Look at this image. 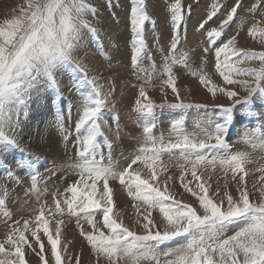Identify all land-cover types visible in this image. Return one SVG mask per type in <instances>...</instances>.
<instances>
[{"label":"snow or ice","instance_id":"obj_1","mask_svg":"<svg viewBox=\"0 0 264 264\" xmlns=\"http://www.w3.org/2000/svg\"><path fill=\"white\" fill-rule=\"evenodd\" d=\"M261 6L264 0L248 11L256 12ZM146 7L145 0H131L132 66L148 75L145 81L148 83L151 73L140 66L146 53L143 30L150 20ZM224 7L214 0L198 30L205 29ZM242 8V0H235L218 27L207 31L211 46L222 39ZM169 12L173 35L163 57L161 74L167 77L162 83L175 94L176 102L165 101L159 107L206 108L204 104L186 103L177 89L173 66L190 67L188 53L178 51V30L184 20L181 0L170 4ZM96 14L97 9L88 0H23L18 14L0 23V153H21L15 161V172L0 161L9 181L19 185L16 172L31 170L30 191L39 199L40 157L21 148L17 138L20 117L27 116L33 93L51 89L59 97L57 77L68 73L81 101L72 141L74 156L63 166L65 175L73 176L72 182L62 192L52 193L51 206L41 204L34 216L27 219L13 218L5 199L0 198V212L7 228L0 239V264H30L29 254L36 255L39 264H65V260L71 264L73 258L65 255L67 246L61 243L65 217L75 218L95 264H264V163L249 168L254 163L251 153L233 152L226 140L237 105L244 109L242 114L247 119L254 117L255 101L264 106V50L237 48L235 36L215 48V71L224 85L243 86L246 95L241 98H237L236 90L214 86L202 68L199 73L192 71L213 96L219 92L232 101L227 106L214 105L220 109L219 119L197 126L194 133L186 132L181 116L171 124L174 138L155 136L156 105L141 87L135 101L141 138L131 153H121L126 165L121 166L120 160L113 159L112 143L102 130L106 99L99 81L89 76L87 64L77 55L85 38L98 37L88 18ZM261 25L264 12L248 34L264 41ZM148 59L151 60L150 55ZM149 67L152 73L156 72L155 64ZM57 125L67 144L71 133L66 132L59 113ZM241 142L253 152L261 153L259 159L264 160V124L246 129ZM104 148L108 149L107 155ZM164 157L176 162L178 175L171 173ZM218 167L223 172L226 189L219 200L215 198L220 195L219 188L210 192L211 177L203 179L205 171ZM246 177L254 180L251 192ZM177 180L184 192L195 198L194 203H186L170 191ZM113 182H118L131 198L135 228L125 223L115 200ZM231 183L236 185L235 195L227 190ZM254 193L259 195L253 198ZM3 194L8 195L6 188ZM74 260L75 264H81L79 255Z\"/></svg>","mask_w":264,"mask_h":264},{"label":"rangeland","instance_id":"obj_2","mask_svg":"<svg viewBox=\"0 0 264 264\" xmlns=\"http://www.w3.org/2000/svg\"><path fill=\"white\" fill-rule=\"evenodd\" d=\"M88 2L97 9L96 16L93 18L90 15L88 18L92 20V25L96 28L98 37L96 40L85 38L84 42L80 46L81 51L78 52V57L81 58L85 64H87L89 68V76L96 77L98 79L101 94L106 99V107L103 109L104 123L102 124V130L104 131V134L108 137V139H110L111 143L116 142L114 145H112V147L115 148L120 145L119 138L123 137L120 139L127 140L130 138V141H128L134 148L136 146L137 140L141 138V121L139 119V114L136 110L135 104V101L138 98L139 89L141 87H144L148 97L152 100L154 105H156L153 110V118L155 120L153 134L159 137L160 135L162 136V134L165 132V136H163L165 140L174 138L173 134L171 133V124L174 120L179 119L181 116L184 117V128L186 132L194 133L198 130L197 126H204L207 125L210 120L219 119L220 109L218 107H214V105L227 106L232 103V101H229L226 96L222 95L219 92H217L216 96H213L208 91V89L199 82V76H193L191 74L192 71H197L199 73L200 69L202 68L203 72L207 74L214 86L228 87L231 90L238 91L239 95L237 98H241L246 95L245 91L243 90V86H227L223 84L222 78L215 71V48L219 47L229 38L235 36L237 48L251 49L254 51L264 50V41H262L259 37L254 38L248 34V29L251 28L254 23L261 19V13L264 12V6H261L256 12H249L248 9L251 8L253 4H260V0H242L243 8L239 10V15L236 17L235 22L232 23L228 30L224 33L222 39H218L215 46H211L209 44L207 31L211 28L218 27L220 20L224 18L228 9L234 5L235 0H219V3L225 6L223 11H221L213 21L209 22L203 30H198V25L206 19V12L208 11L209 5L213 3L214 0H181V3L183 5L184 20L178 30V35L180 37L178 51L188 53L190 67H181L180 65H175L173 66V74L174 77H177V79L175 77L177 81L176 86L178 91L180 92L181 99H183L186 103L207 105L206 108H191L188 110L170 109L166 106L159 107L160 105L164 104L165 101H167V103L169 104L176 102L175 94H173L171 92V89L167 88L166 85L162 83V81L167 77L161 74L163 57L168 53V48L172 42L173 35L169 5L174 3L175 0H145V4L147 6L146 10L150 16V20L146 22L143 30L146 53L144 59L140 61V66L143 69H148V73L151 71L150 73L152 78L148 83L145 82L148 79V75L144 72L134 71L132 66L133 49L131 44L132 32L130 24L131 0H88ZM22 4L23 0H0V23H2L5 19L11 18L12 16L18 14V9ZM261 27H264V25H261ZM117 45L119 46L117 47ZM205 48H208L209 51L205 52ZM123 51H125V54H122ZM149 55L151 56V60L148 59ZM107 57H109L110 59ZM102 58L105 60H103ZM150 64L156 65L157 73H152V70L149 67ZM158 73H160V75ZM57 80L60 92L59 97H57L56 93L51 89H41L40 91L33 93L32 98L29 102V108L27 109V116L21 115L20 124L17 129V138L20 140L21 148H24L28 153H31L34 156H38L41 159L39 161L40 164H38V174L41 178H39L38 184L41 181V184L46 182L44 183L45 187L44 185L42 187L40 186V184L38 185V188L42 193H40L41 195H39L41 198L37 200V196H34L33 198V195L30 194L31 192L27 193V191H25L24 193H19L22 188H25V186H27L26 184L28 181V185L31 186L30 176L32 173H30L29 175V172L31 170H20L16 172L19 179L21 178L20 183H22L24 186L22 187V184L16 185V183L13 181H11L13 182L11 183L7 179L5 169L0 168V186H2L0 187V198H5L7 209H10L8 210L12 213V216L15 219L22 220L24 219V217L25 219L31 218L32 216H34L35 210L39 209L41 204L43 203H47L49 206H51L53 191L62 192L64 188L67 187V184H70L73 180V176L71 174L65 175L66 169L63 167L65 163L63 164L62 162L63 160H68L70 155H74V152L72 153L70 150L72 148L70 147L71 144H65V142L62 140L61 133L56 121L57 113H59L63 120V124L65 125L64 128L66 129V132L70 133L72 131L73 135L75 136V132L73 130L75 129V123L78 120L81 111V101H78L80 100L79 93L72 88L70 74H62L57 77ZM129 81L133 83L131 84L129 83ZM146 85L148 87H146ZM212 100H214V103L212 102ZM243 111L244 109H242L239 105H237L234 109L233 122L229 127L226 140L231 146V150L233 152H235L234 150L250 152L251 158L254 163L249 165L248 167L254 168L258 165V163H264V160L259 159L262 154L258 151L253 152L250 147L241 142L240 137H235L236 135L231 137V135L233 133V128L238 125V120L240 118H244L245 124L247 123L246 125L243 124L240 129H242L243 126L246 130L255 127L258 123L264 124V106H262L258 100L253 103L252 111L256 113L253 112L254 117L252 119H247L242 114ZM121 115L123 116L121 117ZM113 117H115L116 119L114 120ZM253 121H255L256 123L258 121V123L254 124ZM250 123H252L253 125H251ZM71 127L72 130L70 131ZM110 127L113 128V133H109L110 130H107ZM114 130H118V132H114ZM161 130H163L164 132L162 133ZM115 133L116 136L118 135L119 137L115 139L117 141L113 142L112 140H114L113 136H115ZM53 145L55 148L53 147ZM63 145L68 146V153L66 147ZM50 146L55 150L56 153L52 148H50ZM60 147H62V149ZM114 148L113 151L116 149ZM56 149H59V151ZM64 150H66V152ZM103 151L105 155H107V148H104ZM60 152L61 155L59 156L58 153L60 154ZM113 154L114 152L112 153V155ZM20 156L21 153L19 151L0 153V161H3L6 167L10 166L15 172L16 164L14 163L17 158H20ZM55 159L59 160L56 161ZM164 160L165 163L169 164L170 169L172 168L171 173L174 175H178L179 170L174 166L176 162L169 161L167 157H164ZM48 161L51 163H49ZM59 161L62 165L59 164ZM54 164L55 168L53 166ZM120 164L121 166H126L123 160H120ZM44 167L48 168L45 170ZM49 167L51 169H49ZM43 169L45 170L44 172ZM56 169L58 172L56 171ZM53 173H57V175L53 176ZM23 177H25L24 180ZM209 177H211L210 182L212 185L210 188V192L215 193L217 188L220 189V195L215 197L217 200H219L223 196V192L226 190L224 187L225 179L223 177V172L219 169V167L216 170H207L203 173V179L208 180ZM188 179H191V177L189 176ZM246 180L248 183L249 191L251 192L254 180L251 177H246ZM112 187L114 188L115 200L119 205V209L125 216V223L135 228L136 226L134 224V219L132 216L133 209L131 208V198L128 197L125 191L122 190L118 182H113ZM5 188L7 189L8 193L6 197L3 194V189ZM45 188L47 191H45ZM227 190L235 195L236 185L234 183H231ZM13 191H15L16 194L19 193L20 195H22V198L21 196H19L18 199L20 200L15 201L17 202L15 204L13 201H11L12 197L17 196ZM170 191H172L174 194H177L178 199H181L186 203H194L195 198L192 197L190 193L184 192V190L179 186L178 180L173 186H171ZM10 193L12 195H10ZM258 195V193H254L253 198ZM30 198H32V201ZM50 199L51 201H49ZM15 200L17 199L15 198ZM24 200H26V202ZM9 223H11V221H9ZM1 225L2 228H0V239H3V234L7 231V228L5 226L4 217L0 212V227ZM84 227L86 230H90V226L85 224ZM44 242L46 243V238H44ZM61 243L67 246V252L65 253V255L73 258L71 264H75L74 258L77 255L81 257V264H95V258L91 255L86 241H84L79 234V229L76 227L75 218H64V224L62 225ZM27 259L30 264H39V259L34 254H29ZM65 264H69V261L65 260Z\"/></svg>","mask_w":264,"mask_h":264},{"label":"bare ground","instance_id":"obj_3","mask_svg":"<svg viewBox=\"0 0 264 264\" xmlns=\"http://www.w3.org/2000/svg\"><path fill=\"white\" fill-rule=\"evenodd\" d=\"M126 17V16H125ZM153 17H155V16H153ZM122 19V18H121ZM91 20V19H90ZM97 20V19H96ZM102 20V19H101ZM92 21V20H91ZM125 22V21H124ZM93 23V22H92ZM122 25V24H121ZM117 27H118V25H117ZM123 27V26H122ZM152 28V27H151ZM122 30V29H121ZM125 30V29H124ZM108 37V36H107ZM122 37V36H121ZM161 37V36H160ZM166 37V36H165ZM111 38V37H110ZM162 38V37H161ZM167 39V38H166ZM118 40V39H117ZM165 40V39H164ZM112 41H114V40H112ZM116 42V41H115ZM114 43V42H113ZM117 44V43H116ZM120 44H121V42H120ZM89 45V44H88ZM92 45V44H91ZM100 45V44H99ZM119 45H117V47H118ZM83 47V46H82ZM93 47V46H92ZM123 47V46H122ZM88 48V47H87ZM86 48V49H87ZM113 48V47H112ZM116 48V47H115ZM120 48V47H119ZM118 48V49H119ZM96 49V48H95ZM99 49V48H98ZM110 49V48H109ZM117 49V50H118ZM94 50V49H93ZM106 50H107V48H106ZM111 50H113V49H111ZM122 50V49H121ZM124 50V49H123ZM86 51V50H85ZM84 51V52H85ZM95 51V50H94ZM127 51V50H126ZM83 52V51H82ZM101 52V51H100ZM86 53V52H85ZM107 53H108V51H107ZM131 53V52H130ZM93 54V53H92ZM122 54H125V51H123L122 52ZM78 55V54H77ZM109 55H111V54H109ZM193 55V54H192ZM79 56V55H78ZM107 58H109V57H107ZM103 59V58H102ZM110 59V58H109ZM108 59V60H109ZM103 60H105V59H103ZM107 60V59H106ZM117 60V59H116ZM115 60V61H116ZM123 60V59H122ZM211 60V59H210ZM99 62V61H98ZM195 62V61H194ZM87 63V62H86ZM94 63V62H93ZM115 63H117V62H115ZM119 63V62H118ZM98 64V63H97ZM97 64H95V65H97ZM111 64H112V62H111ZM121 64V63H120ZM94 65V64H93ZM93 65H91V66H93ZM198 65V64H197ZM108 66H110V65H108ZM193 66H195V65H193ZM115 67V66H114ZM182 67V66H181ZM109 68V67H108ZM116 68V67H115ZM176 68H180V67H176ZM121 69V68H120ZM120 69H119V71H120ZM132 69V68H131ZM148 70V69H147ZM187 70V69H186ZM135 71V70H134ZM131 72H133V71H131ZM151 72V71H150ZM149 72V73H150ZM185 72V71H184ZM156 73H157V71H156ZM177 73V72H176ZM134 74V73H133ZM135 74H136V72H135ZM159 75H160V73H158ZM155 75V74H154ZM174 75V74H173ZM181 75H183V74H181ZM69 77V76H68ZM107 77V76H106ZM176 77V76H175ZM180 77V76H179ZM130 78H132V77H130ZM185 78V77H184ZM176 79H177V77H176ZM183 79V78H182ZM133 80V79H132ZM160 80V79H159ZM108 81V80H107ZM102 82H104V81H102ZM112 82V81H111ZM177 82V81H176ZM179 82V81H178ZM185 82V81H184ZM183 82V83H184ZM188 82V81H187ZM106 83V82H105ZM129 83H131L130 81H129ZM133 83V82H132ZM131 83V84H132ZM143 83V82H142ZM190 83V82H189ZM111 84V83H110ZM145 84V83H144ZM135 85V84H134ZM140 86H142V85H140ZM146 87H148L147 85H146ZM150 87V86H149ZM186 87V86H185ZM109 88V87H108ZM111 88V87H110ZM138 88H140V87H138ZM61 89V88H60ZM111 91V90H110ZM66 92V91H65ZM60 93V92H59ZM73 96V95H72ZM76 96V95H75ZM74 96V97H75ZM103 96V95H102ZM80 98V97H79ZM76 101V100H75ZM78 101H80V100H78ZM214 100H212V102H213ZM214 103V102H213ZM212 103V104H213ZM216 103V102H215ZM75 108V107H74ZM111 108V107H110ZM260 109H261V107H260ZM263 109V108H262ZM32 110V109H31ZM54 112V111H53ZM254 112V111H253ZM254 113H256V112H254ZM214 114V113H213ZM47 115V114H46ZM162 115V114H161ZM196 115V114H195ZM123 115H121V117H122ZM257 116V115H256ZM260 116H262V115H260ZM158 117H160V116H158ZM201 117V116H200ZM207 117V116H206ZM258 117V116H257ZM125 118V117H124ZM154 119V118H153ZM189 119V118H188ZM261 119V118H260ZM133 120V119H132ZM198 120V119H197ZM56 121V120H55ZM129 121V120H128ZM155 121V120H154ZM157 121V120H156ZM160 121V120H159ZM159 121H158V123H159ZM258 121H260V120H258ZM258 121H257V123H258ZM263 121H264V119H263ZM57 122V121H56ZM165 122V121H164ZM74 123V122H73ZM163 123V122H162ZM253 123L255 124L256 122L255 121H253ZM256 123V124H257ZM166 124V123H165ZM246 125L245 124V119L244 118H240L239 120H238V125H236L234 128H233V133H232V135H231V137L232 136H234V135H236L235 137H242L243 136V133L245 132V129H244V126H243V128L242 129H240V127L242 126V125ZM251 125H253L252 123H250ZM249 124V125H250ZM195 125V124H194ZM65 126V125H64ZM71 126V125H70ZM110 126H112V125H110ZM163 126V125H162ZM165 126V125H164ZM168 126V125H167ZM248 126V125H247ZM255 126V125H254ZM56 127V126H55ZM67 127V126H66ZM50 128V127H49ZM53 128V127H52ZM102 128H103V126H102ZM159 128V127H158ZM246 128V127H245ZM68 129V128H67ZM119 129V128H118ZM160 129V128H159ZM158 129V130H159ZM163 129V128H162ZM72 130V127L70 128V131ZM107 130H110V132L109 133H113V128L112 127H110L109 129H107ZM112 130V131H111ZM127 130V129H126ZM74 131V130H73ZM120 131V130H119ZM128 131V130H127ZM162 131V133L164 132L163 130H161ZM108 132V131H107ZM114 132H118V130L116 131V130H114ZM43 133V132H42ZM69 133V132H68ZM71 133V135L69 136V144H71V146L70 147H72L70 150H71V152L73 153L74 152V145H73V143H72V141L74 140V138H75V136L73 135V133H72V131L70 132ZM157 133V132H156ZM161 133V132H160ZM161 133V134H162ZM165 133V132H164ZM164 133L162 134V136H165L164 135ZM121 134H122V131H121ZM138 134V133H137ZM167 134V133H166ZM57 135V134H56ZM115 136H113L114 137V140H112L113 142L114 141H117V140H115L117 137H119L118 135L116 136V133L114 134ZM124 135H125V133H124ZM110 136H112V135H110ZM161 136V135H160ZM169 136V135H168ZM110 138V137H109ZM120 138H123V137H120ZM119 138V144L120 145H115V146H117V147H113L115 150L113 151L114 152V154H113V159H115V160H121L122 161V159H121V153H123L124 155H128L129 153H131L132 151H133V147H132V145H130V143H129V139H127V140H125V139H120ZM170 139V138H169ZM129 140V141H128ZM238 140V139H237ZM39 141V140H38ZM56 141V140H55ZM58 141V140H57ZM62 141V140H61ZM61 141H60V143H61ZM109 141H110V139H109ZM24 142V141H23ZM47 142V141H46ZM26 143V142H25ZM52 143V142H51ZM57 143V142H56ZM64 143V142H63ZM116 143V142H115ZM115 143H112V145H114ZM53 144V143H52ZM51 144V145H52ZM240 144V143H239ZM238 145V144H237ZM45 146V145H44ZM58 146V145H57ZM63 146H65V145H63ZM34 147V146H33ZM48 147V146H47ZM53 147H54V145H53ZM66 147V149H67V145L65 146ZM50 148H52L51 146H50ZM55 148V147H54ZM61 149H62V147H60ZM235 148V147H234ZM44 149V148H43ZM53 149V148H52ZM61 149H60V151H61ZM232 149V148H231ZM54 150V149H53ZM56 150H58L59 151V149H56ZM57 151V152H58ZM65 152H66V150H64ZM107 151H108V149H107ZM234 151H236V150H234ZM54 152H55V150H54ZM47 153V152H46ZM49 153V152H48ZM56 153V152H55ZM62 153H63V151H62ZM67 153H68V149H67ZM70 153V152H69ZM16 155V154H15ZM19 155V154H18ZM52 155V154H51ZM58 155L60 156L61 155V152H60V154L58 153ZM63 155V154H62ZM49 156V155H48ZM71 156V155H70ZM72 156H74V155H72ZM61 157H63V156H61ZM65 157V156H64ZM52 158H54V157H52ZM18 159V158H17ZM41 160V159H40ZM47 160V159H46ZM56 160V159H55ZM59 159H57L56 161H58ZM45 161V160H44ZM53 161V160H52ZM60 161H62V160H60ZM60 161H59V164H61L60 163ZM67 160H63V164L66 162ZM49 162V161H48ZM49 163H51V162H49ZM54 163H55V161H54ZM58 163V162H57ZM15 164V163H14ZM38 164H40V163H38ZM43 164V163H42ZM62 165V164H61ZM54 166V168H55V164L53 165ZM48 167H44V169L46 170ZM53 168V169H54ZM42 169V168H41ZM43 169V172L45 171ZM49 169H51L50 167H49ZM172 169V168H171ZM30 171V170H29ZM49 171H51V170H49ZM54 171V170H53ZM56 171H57V169H56ZM42 172V171H41ZM58 172V171H57ZM65 172V171H64ZM22 173V172H21ZM30 173H31V171L29 172V175H30ZM39 173V172H38ZM23 174H24V172H23ZM44 174V173H43ZM48 174V173H47ZM49 174H50V172H49ZM20 175V174H19ZM56 175H57V173H56ZM60 175V174H59ZM4 176V175H3ZM42 176V175H41ZM47 176V175H46ZM45 176V177H46ZM29 177V176H28ZM44 177V176H43ZM39 178H40V176H39ZM47 178H50V177H47ZM21 179V178H20ZM25 179V177H23V180ZM28 179V178H27ZM27 179H26V181H27ZM41 179V178H40ZM30 180V179H29ZM43 180V179H42ZM50 180V179H49ZM22 181V180H21ZM25 181V182H26ZM44 181V180H43ZM62 181V180H61ZM60 181V182H61ZM11 182V181H10ZM29 182V181H28ZM27 182V186H25V188H22L20 191H19V193H24L25 191H27V193L28 192H31L30 191V188H31V186H29L28 183ZM30 182H31V180H30ZM11 183H13V182H11ZM24 183V182H23ZM42 183V181L39 183L40 184V186L42 187L43 185H44V183H46V182H44L43 184H41ZM20 184H22V183H20ZM38 184V185H39ZM17 185V184H16ZM0 187H2V186H0ZM14 187V186H13ZM17 187V186H16ZM22 187H24L23 186V184H22ZM44 187H45V185H44ZM58 187V186H57ZM56 187V188H57ZM44 189V188H43ZM42 189V190H43ZM46 189V188H45ZM51 190V189H50ZM15 194H16V192L15 191H13ZM43 192V191H42ZM54 192V191H53ZM16 194L17 196L16 197H12V199H11V201H13L14 202V204L15 203H17V202H15V201H18V200H20V199H18L19 198V196H21V198H22V195H20V194ZM26 193V194H27ZM41 193V192H40ZM45 193V192H44ZM43 193V194H44ZM30 194H32L33 195V198H34V196L36 197L37 196V194L36 193H33V192H31ZM30 194H29V196H30ZM42 194V193H41ZM40 194V195H41ZM50 194V193H49ZM120 194V193H119ZM123 194V193H122ZM10 195H12L11 193H10ZM23 195H25V194H23ZM2 196V195H1ZM15 196V195H14ZM27 196V195H26ZM47 196H49V195H47ZM15 198L17 199V200H15ZM27 198V197H26ZM29 198V197H28ZM39 198H41L40 196H39ZM42 198H44V197H42ZM48 198V197H47ZM46 198V199H47ZM123 198V197H122ZM5 199V198H4ZM31 199V201H32V198H30ZM49 199V198H48ZM10 200V199H9ZM38 200V199H37ZM42 200V199H41ZM25 202H26V200H24ZM34 201V200H33ZM43 201V200H42ZM42 201H40V202H42ZM49 201H51V199L49 200ZM10 202V201H9ZM21 202V201H20ZM25 202H23V203H25ZM38 202V201H37ZM9 204V203H8ZM20 204H22V203H20ZM19 204V205H20ZM24 205V204H23ZM125 206V205H124ZM6 207H7V205H6ZM37 208V207H36ZM9 209V208H8ZM10 210V209H9ZM16 210H18V209H16ZM2 213V212H1ZM30 214V213H29ZM24 219H25V217H24ZM67 220V219H66ZM85 225V224H84ZM87 225V224H86ZM4 226V225H3ZM6 226V225H5ZM0 228H2V225H1V227ZM65 229V228H64ZM4 232V231H3ZM75 236V235H74ZM70 237V236H69ZM62 239V238H61ZM78 243V242H77ZM78 245V244H77Z\"/></svg>","mask_w":264,"mask_h":264}]
</instances>
